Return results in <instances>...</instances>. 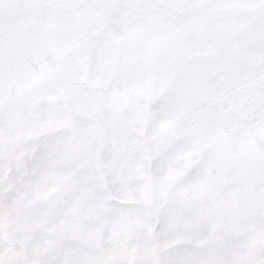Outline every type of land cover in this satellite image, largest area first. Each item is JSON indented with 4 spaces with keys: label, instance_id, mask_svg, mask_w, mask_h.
Segmentation results:
<instances>
[{
    "label": "snow or ice",
    "instance_id": "6c2138e0",
    "mask_svg": "<svg viewBox=\"0 0 264 264\" xmlns=\"http://www.w3.org/2000/svg\"><path fill=\"white\" fill-rule=\"evenodd\" d=\"M0 264H264V0H0Z\"/></svg>",
    "mask_w": 264,
    "mask_h": 264
}]
</instances>
